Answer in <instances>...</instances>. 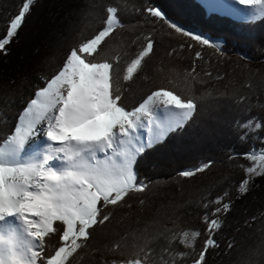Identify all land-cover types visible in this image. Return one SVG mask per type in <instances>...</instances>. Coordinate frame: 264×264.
Masks as SVG:
<instances>
[{
	"label": "trees",
	"instance_id": "1",
	"mask_svg": "<svg viewBox=\"0 0 264 264\" xmlns=\"http://www.w3.org/2000/svg\"><path fill=\"white\" fill-rule=\"evenodd\" d=\"M23 2L0 0V38ZM109 5L119 8L127 30L117 27L101 45L100 53L113 40L119 44L107 60L116 64L120 84L127 89L122 90L123 106L130 111L159 89L156 85L164 88L166 83L176 82L166 89L189 90L198 111L183 129L138 158L134 168L148 189L131 193L122 205L108 206L104 214H110V219L89 229V239L69 264H112V254L127 257L145 245L146 250H152L147 264H192L207 238L201 219L203 202L225 191L231 209L220 216L221 228L214 234L217 247L209 249L205 264H264V175L254 179L246 194L237 192L245 178L240 165L249 163L239 154L264 148V128L242 140L247 130L238 127V122L253 118L264 122V19L240 22L208 15L196 0H34L16 35L6 50L0 51V140L10 134L35 90L62 66L71 47L98 33ZM147 7L160 9L168 21L214 46L200 44L163 21L136 11ZM123 9L127 20L122 19ZM137 22L140 30L133 28ZM76 31L80 36L76 37ZM65 35L69 44L64 43ZM146 37L154 41V49L133 78L124 82L125 70L146 44ZM157 37L161 39L156 42ZM196 52L201 53L200 59ZM43 56L50 62L40 61ZM193 64L196 71L190 75ZM234 153L235 158L229 159ZM209 161L211 166L194 177L178 175ZM183 230L201 232L192 248L179 243ZM173 234L177 239L169 243ZM57 237L50 238L47 254L54 252ZM113 245L119 248L113 250ZM165 248L171 254L165 253ZM178 252L186 255L179 258Z\"/></svg>",
	"mask_w": 264,
	"mask_h": 264
},
{
	"label": "snow or ice",
	"instance_id": "2",
	"mask_svg": "<svg viewBox=\"0 0 264 264\" xmlns=\"http://www.w3.org/2000/svg\"><path fill=\"white\" fill-rule=\"evenodd\" d=\"M33 3L34 0H24L18 14L9 21L6 35L0 38V51L6 50ZM233 5L249 9V21L264 19V0L205 2L210 12L230 10L226 12L230 15L235 14ZM105 11L98 33L71 47L62 66L35 90L10 134L0 140V264H69L73 254L85 246L89 229L110 219V214H104L108 206L122 205L131 193L148 189L134 168L138 158L183 129L197 114L195 98L185 99L166 88L152 91L130 111L123 106L122 90L127 89L120 84L116 64L96 59L101 45L117 27L123 26L117 6L109 5ZM136 11L163 21L176 33L190 36L200 44L214 46L208 39L168 21L156 7ZM153 49L154 41L146 37V44L125 70L124 82L141 69ZM195 56L200 59L201 53L196 52ZM51 59L54 61L55 57ZM119 59L115 57L117 63ZM195 71L193 64L189 74ZM238 127L247 130L241 135L245 140L251 132L264 128V122L253 118L238 122ZM239 155L249 161L240 165L245 178L237 192L244 195L255 177L264 175V148ZM211 163L178 175L194 177ZM228 195L225 191L203 202L201 219L207 238L192 264H205L209 249L217 247L214 234L221 228L220 216L231 209L230 202H226ZM140 203L144 201L141 199ZM57 234L61 243L49 255V240ZM200 236L198 230H183L178 240L185 248H192ZM176 239L173 234L169 243ZM228 247L231 249L233 244ZM118 248L113 245V250ZM146 248L147 245L140 247L128 258L113 260L112 264H147L152 250ZM164 252L169 253V249ZM185 255L176 253L179 258Z\"/></svg>",
	"mask_w": 264,
	"mask_h": 264
},
{
	"label": "rangeland",
	"instance_id": "3",
	"mask_svg": "<svg viewBox=\"0 0 264 264\" xmlns=\"http://www.w3.org/2000/svg\"><path fill=\"white\" fill-rule=\"evenodd\" d=\"M199 4H201V5H203L204 7H205V11H206V13L208 14V15H214V14H219L220 16H222V17H231L233 20H235V21H240V22H250L248 19H247V16H248V14H249V9H247L245 6H242V5H233V8L235 9V14H233V15H230V14H226V12L227 11H230V10H225V11H216V12H210L209 10H208V8L205 6V2H206V0H196ZM207 2H210V3H214V4H227L228 2H229V0H207ZM89 8V7H88ZM122 12V14H123V20L125 19V20H127L128 19V15L124 12V9L121 11ZM253 22V21H252ZM96 25L98 24V22H96L95 23ZM122 27H124V28H121L120 30L121 31H125V30H127V28L125 27V26H122ZM133 28H136V29H139L140 30V28H141V26L139 25V23L137 22L135 25H133ZM77 33H75L76 34V37L77 36H80V33L78 32V31H76ZM161 39V37H157V38H155L154 40L157 42L158 40H160ZM64 43H66V44H69L70 43V39H69V37L68 36H66L65 35V37H64ZM118 47H119V44L116 42V41H111V42H109L108 44H106V45H104V48L102 49V52L100 53L99 52V54L96 56V59L97 60H105V59H109L110 57H111V55L112 54H114L116 51H117V49H118ZM59 48V47H58ZM44 59H46V62H50V60H48V58H47V56H43V57H41L40 58V61L41 60H44ZM42 64V63H41ZM35 72H37V71H34V72H32V73H34V74H36ZM176 83V82H175ZM174 83V84H175ZM166 84H168V85H164V88H168L169 86H172V85H174L173 83L171 84V83H166ZM160 85L161 84H159V85H156L155 86V88H161L160 87ZM175 88V87H174ZM174 88L172 87L171 88V90H173V91H177V92H179L183 97H186V98H189L190 97V95H191V93H189V90H185V89H183L182 87L180 88V87H178V90H174ZM30 147H32V145H30ZM257 177V176H256ZM255 177V178H256ZM57 223H59V222H57ZM58 239H57V242H59L57 245H56V247H58L59 245H60V241H59V237H57ZM55 247V248H56ZM133 253H135L134 251H132V252H130L129 254H127L126 256L127 257H121L120 255H118V254H112V257L110 258V260H116V261H120L122 258L123 259H126V258H128L131 254H133Z\"/></svg>",
	"mask_w": 264,
	"mask_h": 264
}]
</instances>
